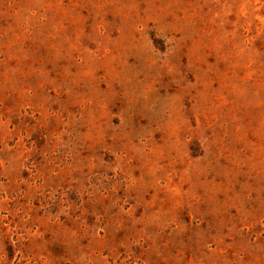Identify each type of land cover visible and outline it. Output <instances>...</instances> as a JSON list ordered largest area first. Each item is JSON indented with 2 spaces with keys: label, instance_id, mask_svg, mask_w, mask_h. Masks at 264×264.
<instances>
[{
  "label": "rangeland",
  "instance_id": "rangeland-1",
  "mask_svg": "<svg viewBox=\"0 0 264 264\" xmlns=\"http://www.w3.org/2000/svg\"><path fill=\"white\" fill-rule=\"evenodd\" d=\"M0 264H264V0H0Z\"/></svg>",
  "mask_w": 264,
  "mask_h": 264
}]
</instances>
